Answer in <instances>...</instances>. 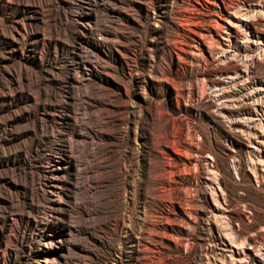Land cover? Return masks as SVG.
I'll return each mask as SVG.
<instances>
[{
    "label": "rangeland",
    "instance_id": "374dc122",
    "mask_svg": "<svg viewBox=\"0 0 264 264\" xmlns=\"http://www.w3.org/2000/svg\"><path fill=\"white\" fill-rule=\"evenodd\" d=\"M252 52L264 0H0V264H264Z\"/></svg>",
    "mask_w": 264,
    "mask_h": 264
},
{
    "label": "bare ground",
    "instance_id": "6f19581e",
    "mask_svg": "<svg viewBox=\"0 0 264 264\" xmlns=\"http://www.w3.org/2000/svg\"><path fill=\"white\" fill-rule=\"evenodd\" d=\"M246 14H247L246 12H240V13H238V17H240V20L245 21L246 25H248L249 24V22H248L249 15H246ZM251 35H252L251 37H249V35H245L241 40H236V39L231 40V46H233V44L236 46L238 43H240L242 46H245L247 41H248L247 38H249V42H250V40H252V42H253V49L254 50L258 49V47L260 48V46H259L260 45L259 44L260 38L258 39V36H256L255 34H251ZM227 41H228V38H227ZM223 51H224V56H227V53H229V56H232V54H233V52H230L231 50H229V49L227 50V44H226V47L223 49ZM253 52L249 57H247L248 59L246 60V62L244 61L245 62L244 66L241 67V69L236 70V71L231 72V73H228L224 82L227 84L229 90L233 93V95H231V96L237 100V103L235 104V106L238 104L237 106H239V107L240 106L247 107V105L252 107V108H248V111H247L248 116L246 117L249 120V123L247 125V131L250 134V136L253 138L250 140V147L253 150H262L264 153V78L262 77L258 81V79L256 80L253 76L252 66L254 65L253 63H255L257 58H258L255 54H253ZM254 71H255V69H254ZM212 87L214 90L218 89V86H216V85H214ZM213 95L216 98L218 107L227 108L233 102V98H227L224 92H217L216 91V92H214ZM232 115H236L237 117H240L239 113H233ZM233 119H234V121L238 120L235 116L233 117ZM257 165H259L261 170H264L263 160H258ZM219 206L220 205L218 204V207ZM228 232H230V231H228ZM225 234H226V232H225ZM226 235H228V233ZM229 235L231 237L233 236V235H231V233ZM229 235H228V237H229ZM227 238H225V239H227ZM231 242H232V240H231ZM238 242H241V243H238ZM238 242H237L238 244H235L234 242H232L233 244L231 243L230 246L228 247V250H229L228 253H231V256L230 255L229 256L233 259V261L237 262L238 264L239 263L240 264H246V263H244L245 259H244L243 254H245V252L249 251V250H247V248H246L247 246H245L242 243L243 239H241V241H238ZM248 246H249V244H248ZM251 250H253V249H251ZM254 251H256V250L254 249ZM259 251H261V250L259 249ZM249 253H250V251H249ZM260 253L261 252H258V251L257 252H251V255L253 256V258H255L259 261H262L263 260V257H262L263 254H260ZM262 253H263V250H262ZM245 258H247L246 255H245ZM232 259H230V261Z\"/></svg>",
    "mask_w": 264,
    "mask_h": 264
}]
</instances>
